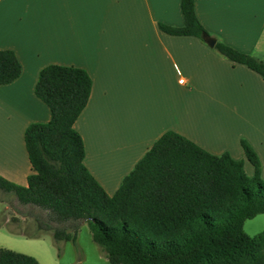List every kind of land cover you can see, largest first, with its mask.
Returning a JSON list of instances; mask_svg holds the SVG:
<instances>
[{
  "label": "crops",
  "instance_id": "1",
  "mask_svg": "<svg viewBox=\"0 0 264 264\" xmlns=\"http://www.w3.org/2000/svg\"><path fill=\"white\" fill-rule=\"evenodd\" d=\"M195 7L217 41L264 61V0H195ZM161 22L184 25L181 0H0V49L14 50L22 65L16 80L0 84V174L28 184L34 170L26 128L51 119L35 86L41 69L57 63L92 77L75 127L84 138L86 166L109 194L168 130L214 154L244 160L252 176L241 146L246 138L264 177V78L205 39L162 31ZM7 229L0 227V247L13 242L41 264H112L87 223L78 235L79 262L71 241L59 257L46 240L51 233L14 240Z\"/></svg>",
  "mask_w": 264,
  "mask_h": 264
},
{
  "label": "trees",
  "instance_id": "2",
  "mask_svg": "<svg viewBox=\"0 0 264 264\" xmlns=\"http://www.w3.org/2000/svg\"><path fill=\"white\" fill-rule=\"evenodd\" d=\"M184 25L159 23L173 35L210 34L196 13L195 0H181ZM215 49L264 78V61L223 41ZM22 73L12 49H0V84ZM93 80L81 67L52 63L41 69L35 86L51 110L48 122H33L25 143L34 172L21 185L0 174V191L29 207L30 231L12 233L39 238L51 233L58 256L65 242L76 247L87 223L112 264H264L260 236L249 235L247 219L264 213L262 161L252 144L241 139L254 174L229 152L214 154L175 130L164 132L109 194L85 164L86 147L75 124L87 106ZM225 213L223 221L215 215ZM0 264H41L30 254L0 247Z\"/></svg>",
  "mask_w": 264,
  "mask_h": 264
},
{
  "label": "rangeland",
  "instance_id": "3",
  "mask_svg": "<svg viewBox=\"0 0 264 264\" xmlns=\"http://www.w3.org/2000/svg\"><path fill=\"white\" fill-rule=\"evenodd\" d=\"M29 210V207L21 205L17 201L15 196L11 194H4L2 191H0V224L6 223L11 229L21 228L22 230L30 231L34 228V223L33 219L26 215L29 213ZM215 217L217 221L221 222L225 219L226 214H216ZM9 228L7 229L8 232H5L4 234L9 238H13L14 240L19 239L20 237H18L16 233H13L15 235L11 234L12 232L9 230ZM244 229L249 235L253 237H258L263 234L258 240L257 251L259 253H264V213L258 214L253 218L247 219L244 224ZM46 240L47 242H49L48 240H50V242H53V237L48 236V239ZM2 243L3 245H5V248L22 252L19 251V249L23 248L13 242L5 241Z\"/></svg>",
  "mask_w": 264,
  "mask_h": 264
},
{
  "label": "water",
  "instance_id": "4",
  "mask_svg": "<svg viewBox=\"0 0 264 264\" xmlns=\"http://www.w3.org/2000/svg\"><path fill=\"white\" fill-rule=\"evenodd\" d=\"M204 39L206 40V42L209 44V46L211 47H215L216 43H217V38L210 35V34H207L204 36Z\"/></svg>",
  "mask_w": 264,
  "mask_h": 264
},
{
  "label": "built area",
  "instance_id": "5",
  "mask_svg": "<svg viewBox=\"0 0 264 264\" xmlns=\"http://www.w3.org/2000/svg\"><path fill=\"white\" fill-rule=\"evenodd\" d=\"M180 82H182V83H183V82H184V79H183V78H181V79H180Z\"/></svg>",
  "mask_w": 264,
  "mask_h": 264
}]
</instances>
